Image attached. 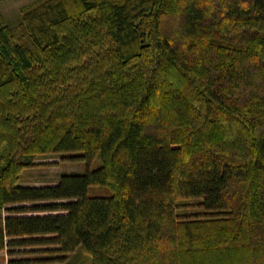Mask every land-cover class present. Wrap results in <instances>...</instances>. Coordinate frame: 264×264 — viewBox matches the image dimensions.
<instances>
[{
  "label": "trees",
  "instance_id": "1",
  "mask_svg": "<svg viewBox=\"0 0 264 264\" xmlns=\"http://www.w3.org/2000/svg\"><path fill=\"white\" fill-rule=\"evenodd\" d=\"M47 154L86 168L25 180ZM0 251L264 264V0H35L14 26L0 12Z\"/></svg>",
  "mask_w": 264,
  "mask_h": 264
},
{
  "label": "rangeland",
  "instance_id": "2",
  "mask_svg": "<svg viewBox=\"0 0 264 264\" xmlns=\"http://www.w3.org/2000/svg\"><path fill=\"white\" fill-rule=\"evenodd\" d=\"M35 0H0V12L6 19L9 25L14 26L17 24L20 18V10L22 7L28 5L29 3ZM170 21L167 28V32H172L173 26ZM38 163L41 165L33 167L31 169L26 170L23 173V177L25 180L33 183V184H42V183H51L58 180L60 174L62 172H82L85 170L86 166L82 162H75L69 160H61L60 156L57 154H47L42 155L36 158ZM96 166V164L94 165ZM93 166V167H94ZM95 192H99V189H95ZM105 192H103L104 194ZM91 194L94 192L91 191ZM190 203H194V201L189 200ZM192 206V205H191ZM188 211L196 210L194 206L187 209ZM25 256H30L29 254H22ZM72 254H69V256ZM20 255H15L14 257H19ZM32 256V255H31ZM8 256L6 255L5 251H0V264H7ZM88 264H91L90 257ZM45 264H60V263H45Z\"/></svg>",
  "mask_w": 264,
  "mask_h": 264
}]
</instances>
